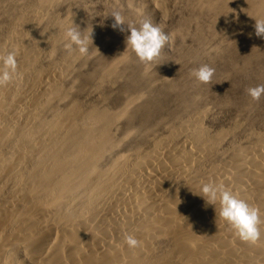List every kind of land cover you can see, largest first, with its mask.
Wrapping results in <instances>:
<instances>
[{
	"label": "bare ground",
	"instance_id": "6f19581e",
	"mask_svg": "<svg viewBox=\"0 0 264 264\" xmlns=\"http://www.w3.org/2000/svg\"><path fill=\"white\" fill-rule=\"evenodd\" d=\"M52 1L31 0L0 29V52L17 50L16 75L0 87V264H264V138L234 145L223 161L206 165L222 135H208L194 115L153 139L142 156L101 167L113 113L81 111L79 100L55 110L63 73L79 54L68 51L45 68L37 64L69 22L51 17L39 27ZM210 1L231 5L248 29L264 7V0ZM243 46L240 69L251 62ZM116 63L104 73H113ZM205 182L224 185L258 209L254 243L235 238L198 195ZM124 233L142 245L122 246ZM160 241L167 247L159 248Z\"/></svg>",
	"mask_w": 264,
	"mask_h": 264
},
{
	"label": "rangeland",
	"instance_id": "374dc122",
	"mask_svg": "<svg viewBox=\"0 0 264 264\" xmlns=\"http://www.w3.org/2000/svg\"><path fill=\"white\" fill-rule=\"evenodd\" d=\"M30 2L0 0V29L12 12ZM215 4L210 0H156V3L153 0H53L43 11L39 27L55 17L71 20L81 34L91 29L86 53L74 57L73 65L63 73L59 84L63 100L60 97L55 110L63 111L79 100L80 110L94 107L113 113L108 126L112 138L109 145L113 147L108 149V145L103 150L98 165L104 167L118 157H130L133 161L136 154L142 156L151 149L153 139L164 137L168 129L194 115L200 116L201 126L208 135L217 132L222 135L218 154L212 152L210 159H204L206 165L223 161L232 146L248 147L259 136L264 138V95L252 101L246 93L248 87L264 85V39L250 36L247 27L241 25L240 15L231 11V5ZM113 11L121 14L125 25L139 27L147 19L165 33H175V39L152 61L154 67L146 69L125 47L127 28L111 27L113 19L107 15ZM66 25L71 26L69 22ZM249 26L251 29L253 24L249 22ZM244 41L251 62L240 69ZM64 43L60 39L51 52L41 53L37 64L45 68L61 59L68 52ZM112 61L117 62L113 73H104V66L107 68ZM201 64L214 69L209 83L197 82L191 75ZM257 73L259 76L263 73V77ZM51 114L45 116L50 118ZM160 242L159 248L167 247L166 241Z\"/></svg>",
	"mask_w": 264,
	"mask_h": 264
},
{
	"label": "clouds",
	"instance_id": "9594fccd",
	"mask_svg": "<svg viewBox=\"0 0 264 264\" xmlns=\"http://www.w3.org/2000/svg\"><path fill=\"white\" fill-rule=\"evenodd\" d=\"M164 15L167 10L164 9ZM107 16H111L113 24L111 27L118 28L124 25L127 28L125 37V47L131 50L136 59L145 68H152L154 58L158 57L161 50L175 39V33H165L159 25L144 19L139 23V27L125 25L123 17L117 11H113ZM254 35L264 39V7L258 9L253 18ZM71 26L62 29L61 39L65 41L64 48L70 53L75 51L83 55L87 51L88 42H91V29L81 34L80 29L69 21ZM123 31V28H119ZM17 50L13 48L7 52H0V87L9 83L16 75ZM214 69L207 64H201L192 70V77L200 83H209ZM247 95L252 101L258 100L264 95V85L257 84L246 89ZM198 195L207 204L214 207L215 216L218 217L232 232L233 236L240 241L254 243L259 237L260 219L258 209L250 205L245 199L240 198L232 190L222 184L213 182L201 183ZM142 245L132 233L123 234V245L129 250H134Z\"/></svg>",
	"mask_w": 264,
	"mask_h": 264
}]
</instances>
